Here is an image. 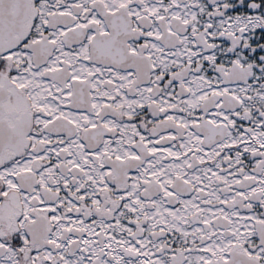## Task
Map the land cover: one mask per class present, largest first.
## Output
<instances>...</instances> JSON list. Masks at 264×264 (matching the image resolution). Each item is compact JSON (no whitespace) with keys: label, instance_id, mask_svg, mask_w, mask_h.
<instances>
[{"label":"snow or ice","instance_id":"snow-or-ice-1","mask_svg":"<svg viewBox=\"0 0 264 264\" xmlns=\"http://www.w3.org/2000/svg\"><path fill=\"white\" fill-rule=\"evenodd\" d=\"M0 264H264V0H0Z\"/></svg>","mask_w":264,"mask_h":264}]
</instances>
